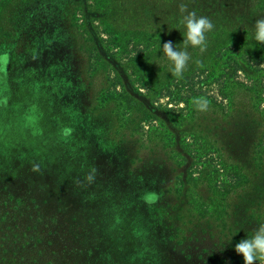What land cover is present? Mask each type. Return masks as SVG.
Instances as JSON below:
<instances>
[{
	"label": "rangeland",
	"instance_id": "rangeland-1",
	"mask_svg": "<svg viewBox=\"0 0 264 264\" xmlns=\"http://www.w3.org/2000/svg\"><path fill=\"white\" fill-rule=\"evenodd\" d=\"M107 1L0 0V264H244L264 44L227 34L178 79L162 37L117 28Z\"/></svg>",
	"mask_w": 264,
	"mask_h": 264
},
{
	"label": "trees",
	"instance_id": "trees-1",
	"mask_svg": "<svg viewBox=\"0 0 264 264\" xmlns=\"http://www.w3.org/2000/svg\"><path fill=\"white\" fill-rule=\"evenodd\" d=\"M115 2L120 24L117 28L125 25L132 26L136 30H144L150 35H160L162 43L171 41L175 46L182 48L184 27L179 24L181 15V5L186 6V11H195L198 15L207 16L215 25L213 31L207 34V46L212 41L221 39L227 34L245 35L253 34L255 21L259 15L263 14L264 0H111L107 3ZM120 15V16H119ZM199 48L189 47L190 55L198 51ZM251 104V100H247ZM236 115L232 114L229 124L238 125L235 119ZM245 122L247 133L241 138H245V158L251 165H245L247 168L244 172L248 180L260 178L264 173V161L258 170L253 167L256 161V147L264 139V114L259 111L248 112ZM232 135L234 140L238 138V131ZM245 164H248L245 163Z\"/></svg>",
	"mask_w": 264,
	"mask_h": 264
},
{
	"label": "clouds",
	"instance_id": "clouds-1",
	"mask_svg": "<svg viewBox=\"0 0 264 264\" xmlns=\"http://www.w3.org/2000/svg\"><path fill=\"white\" fill-rule=\"evenodd\" d=\"M181 15L179 24L185 31L183 35V47L174 46L173 42L168 41L161 45L163 57L169 62V70L176 78H182L184 70L191 59L189 47L199 48L204 52L207 48V34L213 31L215 25L207 16L198 15L195 11H186V6L181 5ZM253 38L255 41L264 44V18L257 19L254 25ZM192 103L199 112H205L209 109L210 101L205 96L193 97ZM235 251L242 254L244 264H264V223L254 230L251 236L242 238L235 245Z\"/></svg>",
	"mask_w": 264,
	"mask_h": 264
}]
</instances>
